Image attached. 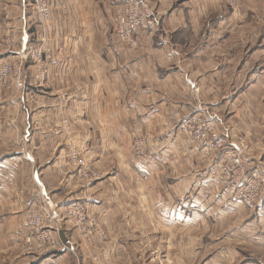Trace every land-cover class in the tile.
Here are the masks:
<instances>
[{"label":"crops","instance_id":"1","mask_svg":"<svg viewBox=\"0 0 264 264\" xmlns=\"http://www.w3.org/2000/svg\"><path fill=\"white\" fill-rule=\"evenodd\" d=\"M122 2L64 0L66 14L52 11L44 80L28 61L24 90L12 95L0 85V264H91L68 223L59 230L65 251L17 255L24 211L39 204L62 210L87 196L122 264L145 255L149 264H220L219 255L204 261V237L213 233L204 234L203 224L216 229L234 216L249 224L242 204L233 209L227 190L206 176L197 144L176 128L199 111L215 123L214 137L234 148L237 136L247 138L261 152L252 160L264 166V34L258 40L252 19L256 3L264 13V0H242L234 11L222 0H141L153 29L136 49L113 34ZM35 29L27 0H0V64L21 53L24 38L25 53ZM135 138L145 143L143 162L131 151ZM72 150L98 180L77 179Z\"/></svg>","mask_w":264,"mask_h":264},{"label":"built area","instance_id":"2","mask_svg":"<svg viewBox=\"0 0 264 264\" xmlns=\"http://www.w3.org/2000/svg\"><path fill=\"white\" fill-rule=\"evenodd\" d=\"M27 1L35 15L36 33L28 43V50L25 53H20L10 61L0 64V85L3 89L11 91L12 95H18L25 88L23 69L28 61L36 70V79L44 80L45 69H48L53 59L52 48L49 46L55 23L52 11L58 8L62 14L67 13L64 0ZM222 2L228 9L234 11L239 1L222 0ZM140 3L141 0H124L115 10V23L112 27L116 40L132 49L138 47L139 37L140 39L147 37L153 29ZM7 40L10 41V48H18L17 42L12 41L13 38ZM61 125L67 135L72 133L67 119L64 118ZM176 131L197 144L208 160L206 176L214 184L233 190L232 194L237 205L242 204L249 210L264 206V166L245 157L241 145L242 137L237 136L236 148L214 137L215 123L204 118L199 111L183 119ZM131 151L139 162L147 158L145 143L139 138H135L132 142ZM67 158L75 165L78 180L89 184L100 178L97 170L84 162L75 150L70 151ZM2 183L0 177V186ZM89 200L87 196L84 200L68 203L64 205L62 213L51 211L44 204H39L24 213L22 223L25 226L26 236L23 238V245L40 252L56 249L55 223L67 221L80 231L81 237L89 245L95 243L97 246V242H101L104 255L109 256V236L104 232L100 222L89 213L87 205Z\"/></svg>","mask_w":264,"mask_h":264},{"label":"rangeland","instance_id":"3","mask_svg":"<svg viewBox=\"0 0 264 264\" xmlns=\"http://www.w3.org/2000/svg\"><path fill=\"white\" fill-rule=\"evenodd\" d=\"M238 1L241 3L242 0H238ZM239 2H238V4H239ZM253 9L254 10H252V19L254 20L255 25L258 24L260 27V30L255 29V31H259V33L257 35L258 36L257 38L259 40V36L264 34V13L262 12L261 4H260V6H258V4L256 3V7H254ZM256 28H258V27L256 26ZM256 47H258V45ZM261 65L264 66V63ZM263 108L260 109L259 114H261L262 112L264 113ZM257 117H259V116H257ZM240 137H242V136H240ZM240 137H238V140ZM235 140L237 141V138ZM241 143H242L241 144L242 147L244 148L243 153L245 154V157L247 159L253 161L255 159L254 156H258L259 153H261L258 151L259 153L256 154V152H255L256 150H253L251 148V143L248 142L247 138H245L244 136L242 137ZM249 157L250 158L252 157V158L250 159ZM76 171H77V169H76ZM76 177H77V173H76ZM215 185H216L217 191H218L219 185H217V184H215ZM219 188H221V187H219ZM224 188L227 190L226 192L230 198V201H232V203H233L232 208L238 210L239 207L235 208L236 200L234 198V195L232 194L233 190H230L228 187H224ZM218 193L220 195H222V193L220 191ZM241 206H243V205H241ZM225 209H227V207L226 206L223 207V205L217 207L218 211L219 210L224 211ZM258 209L263 210L264 206H262ZM258 209L257 208L254 210L246 209L247 214L249 216V224H247L246 221L242 217H240L238 219L237 216H234L235 220H233V218H231V220H229L230 217H225L222 220L219 219L218 224L216 226V229H215V224L210 223L209 221H207V223L203 224V233L204 234H208V232L213 233L212 238L204 237V249H205L204 261H205V263H209V261L212 258L214 261L215 258L217 257V255H219L220 256V261H219L220 264H264V227L262 226V222L264 223V221L260 220L261 218L264 219V210H263V213L258 215V214H256ZM27 211H29V210H27ZM27 211H24V213H26ZM54 211H56L58 213H62L63 210L55 209ZM23 214H22V216H23ZM65 223H68L72 227V229L74 230L76 237H78L79 240L84 241V243L86 244L85 246L90 251V263L91 264H122V262L119 259L118 260L116 259V253L113 252V248H112L113 246L111 247L112 242H111L110 238L108 239L109 256H105L104 252L102 251L103 247L101 246V242H97V246L95 243H93L92 245H89L88 242H86L85 239L83 237H81L80 231L76 230L74 228L75 226L72 225V223L67 222V221L55 223L54 229L56 230V234H55L54 238H55L56 249H54L53 251H55V250L65 251L66 246H65V244L61 243V239L59 238V230L62 227L61 225L65 224ZM247 225H249V229H248ZM245 226L247 227V230L244 229ZM62 230H63V228H62ZM103 230H104V228H103ZM104 232L106 233L105 230H104ZM25 236H26V231H25L24 237ZM23 242H24V240H23ZM30 248H32V247H30ZM30 248L27 246H24V245L21 246L18 250L17 255L22 254V255H28V256H36V258H37L38 256L42 257L44 255V253L51 251L50 250V251H45V252L41 251L40 252V251L35 250L34 248H32V249H30ZM95 253H96V255H95ZM6 255L10 259L11 255H8V254H6ZM149 262H150V260L146 259V255H145V257H143V260H141V261L138 260V261H136L135 264H149ZM12 264H14V262Z\"/></svg>","mask_w":264,"mask_h":264},{"label":"water","instance_id":"4","mask_svg":"<svg viewBox=\"0 0 264 264\" xmlns=\"http://www.w3.org/2000/svg\"><path fill=\"white\" fill-rule=\"evenodd\" d=\"M26 44H27V40L26 38H24L21 43V53H23L26 50Z\"/></svg>","mask_w":264,"mask_h":264}]
</instances>
